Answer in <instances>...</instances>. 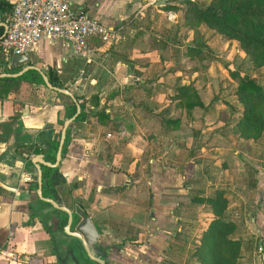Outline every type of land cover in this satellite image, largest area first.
<instances>
[{
  "label": "crops",
  "instance_id": "1",
  "mask_svg": "<svg viewBox=\"0 0 264 264\" xmlns=\"http://www.w3.org/2000/svg\"><path fill=\"white\" fill-rule=\"evenodd\" d=\"M159 1L72 0L118 36L110 44L95 40L99 45L94 59L82 60L80 74L74 73V66L81 59L60 39L42 37L28 55L30 62L44 71L53 67L73 94L85 98L86 115L70 122L67 147L57 165L66 180L58 197L72 210L80 204L91 218L98 230L91 247L94 253H103L106 264H181L171 254L184 245L172 241L182 235V220L192 208L186 180L194 175L193 167L200 172L198 163L204 161L205 154L199 152L192 156L187 152L184 159L169 158H176L177 152L170 153L176 136L169 138L171 146L161 150L163 154L157 152L154 138L158 136L147 130L156 113H144L142 108L150 110L152 99L162 101L166 95L167 85L159 86L150 78L158 75V82L163 79L165 70L155 46L166 45L167 28L160 36L163 40L153 39L152 46L146 38L158 37L157 17H163L166 26L183 25L181 11ZM144 6L145 15L140 19L138 11ZM168 12L173 17L167 18ZM127 31L129 34H124ZM96 63L100 67L91 69ZM159 64L160 71L154 75ZM26 83L33 85L35 93L24 88ZM129 90L137 94H127ZM172 95H168L167 105L175 102ZM70 102L69 95L29 81H22L17 90L0 98V264H94L80 254L81 244L56 226L60 215L49 206L37 204L36 191L30 185L35 167L28 168L26 152L16 145L20 139L26 144L28 136L43 129L57 136ZM195 106L192 112L180 107L181 116L194 120ZM99 111L106 115L99 117ZM172 130L167 127V136ZM256 167L251 186L258 205L247 213L250 223L245 228L252 258L248 264H264V166ZM44 219L51 224L49 229ZM58 238L71 242L60 246Z\"/></svg>",
  "mask_w": 264,
  "mask_h": 264
},
{
  "label": "rangeland",
  "instance_id": "2",
  "mask_svg": "<svg viewBox=\"0 0 264 264\" xmlns=\"http://www.w3.org/2000/svg\"><path fill=\"white\" fill-rule=\"evenodd\" d=\"M197 1L204 4L208 0ZM143 20L145 21V19ZM156 25L155 32L159 35L158 37L149 35L146 38L147 44L152 46L153 39L155 42L162 41L160 36L166 34L164 28H167V43L165 42L166 45L163 47L155 46L161 56L162 68L159 64L152 73L155 75L160 71V68L165 71L160 82L156 80L158 75L151 76L153 78L150 80L155 81L159 86L167 85V88H165L166 95L162 101L156 100L157 97L153 96L156 101L152 99L150 110L142 106V109H145L144 113L150 111L156 113L155 116L153 115L155 120L151 119V126L147 130L158 136L154 138V144L157 152L161 154H163L161 150H167L171 146L169 138L176 136L171 146L173 149L170 151L172 154L177 152L176 158L172 155L168 156L169 158L179 160L183 157L184 159L187 152L189 153V150L195 145L200 143L203 146L195 149V153L205 154L203 155L204 161L198 163L200 172L198 173L193 167L192 174L194 175L187 178V194L207 196L215 189H225L224 196L227 199V205L224 215L235 224L228 236L239 239L240 242L236 264H248L252 258L246 247L249 234L245 228L250 223L247 213L258 205V201L255 199V190L252 191L254 187L251 185L258 171L256 165L264 166V131L258 132L250 129L248 130L250 131L249 136L239 135L235 123L241 114L242 105L235 93L238 77L232 73L239 71L241 75L249 74L264 85V65H256L237 39L225 38L205 23H195L191 26L171 23L166 26L165 19L157 17ZM124 34L129 33L127 31ZM195 45L200 48L199 52L189 55L187 46ZM82 65L81 59L74 66L75 74L81 73ZM92 65L91 69L99 66L98 63ZM182 82L193 87L198 86V95L204 104L195 106L194 120L186 115L181 116L180 107L184 108V106L179 105L177 100L172 103L173 105H170L171 103L167 105L168 95L175 92L173 87ZM62 83L66 86L64 82ZM24 88L35 93L32 84L26 83ZM127 94L137 93L134 90H129ZM136 99L134 103L137 102ZM140 114H142L141 111ZM169 114L171 117L179 118L176 127L173 126V123H167L162 119L167 118ZM167 127L174 129L169 136H167ZM181 136L184 138L179 139ZM164 155L167 156V153ZM190 203L192 208L187 210L185 218L182 220V235L172 241V243L184 245L181 251H172L171 254V258L180 261L181 264H199L195 247L199 244L202 232L212 217L208 202ZM65 235L74 238L69 234ZM68 242L71 240L62 241L59 239L60 246L67 245ZM91 250L95 251L92 247ZM80 254L86 260L96 264V261L91 260L84 250ZM254 254L253 251L252 255Z\"/></svg>",
  "mask_w": 264,
  "mask_h": 264
},
{
  "label": "trees",
  "instance_id": "3",
  "mask_svg": "<svg viewBox=\"0 0 264 264\" xmlns=\"http://www.w3.org/2000/svg\"><path fill=\"white\" fill-rule=\"evenodd\" d=\"M163 4L167 8L178 9L181 11L182 24L194 25L195 23H205L208 27L221 33L225 38L237 39L241 47L247 52L256 65H264V0H208L202 4L197 0H164ZM13 3L8 0H0V19L5 20L11 14ZM3 32V26L0 25V34ZM190 55L199 52V47L187 46ZM1 71H16L18 66H11L5 62V57L0 53ZM49 81L58 86H64L53 67L45 71ZM234 76L238 77L235 93L241 102L242 111L236 121V129L241 136H249L250 129L258 132L264 131V85H262L254 76L249 74H239V71H233ZM22 81L41 82L44 80L35 69H29L18 76H0V98L9 91H15L19 88ZM46 85V84H45ZM71 102L65 106L63 120L76 112L77 103L80 104V111L74 120H81L85 117V98L80 99V95L73 94ZM178 104L184 106L186 111L190 112L195 105H204L198 95V91L190 84L178 83L175 85V92L172 95ZM80 99V100H79ZM177 103V102H176ZM99 117L105 116V112H98ZM167 123H173L177 126L178 117L162 118ZM70 124L67 128L65 140L62 147V155L66 150L67 141L70 137ZM28 142L23 143V139L17 141V146L27 154V164L33 165L30 160V153L41 152L44 158L53 161L56 148L59 142V133L52 135L49 129L39 130L37 135L28 136ZM201 144L195 145L189 150V156L195 154V149ZM42 168V194L51 196L58 202L59 191L66 186L65 177L58 170L57 166L41 165ZM185 181V180H184ZM30 185L35 189L37 187V172L32 174ZM64 190V189H63ZM65 191L69 192L66 188ZM225 189H215L211 194L202 196L193 194L190 196L191 202H208L212 217L206 228L203 230L200 242L195 247V254L198 257L199 264H236V255L239 250V239L228 236V233L234 229L235 224L224 215L227 205V199L224 196ZM37 194V193H36ZM37 204L39 207H51L60 216L56 226L63 231V224L66 221L67 213L64 210L54 207L50 202L41 199L37 195ZM40 210V209H38ZM85 214V210L80 204H76L73 209L75 219H80ZM43 224L49 229L51 224L44 219ZM64 232V231H63ZM75 238V237H74ZM79 242V240L76 238ZM101 253L100 251L96 252ZM86 254V253H85ZM96 264H98L96 262Z\"/></svg>",
  "mask_w": 264,
  "mask_h": 264
},
{
  "label": "built area",
  "instance_id": "4",
  "mask_svg": "<svg viewBox=\"0 0 264 264\" xmlns=\"http://www.w3.org/2000/svg\"><path fill=\"white\" fill-rule=\"evenodd\" d=\"M144 9L138 11V18L144 17ZM171 17L172 12H168L167 18ZM42 37L64 41L84 62L94 59L99 44L118 40L117 33L72 0H15L0 38V53L5 58L13 53L29 55Z\"/></svg>",
  "mask_w": 264,
  "mask_h": 264
},
{
  "label": "water",
  "instance_id": "5",
  "mask_svg": "<svg viewBox=\"0 0 264 264\" xmlns=\"http://www.w3.org/2000/svg\"><path fill=\"white\" fill-rule=\"evenodd\" d=\"M164 1V0H162ZM0 24L3 26V32L0 34V38L4 36L6 29H7V21H1ZM5 62L11 66H19L21 65V68H19L16 71H0V76H18L22 74L23 72L29 70V69H35L39 71L41 74L44 83L59 92H62L64 94L69 95L71 98L74 96L73 92L69 90L65 86H58L54 85L49 81V78L46 74V72L42 69L41 66L30 62V58L27 54L24 53H13L11 56H8L5 58ZM80 111V104L77 103L76 105V112L72 114L71 116L65 118L62 122V126L60 128L59 132V142L56 148L55 152V158L53 161L47 160L44 158L43 153L38 152L33 154L30 157L31 162L33 163L36 172H37V187H36V193L37 195L45 200L50 202L54 207L64 210L67 213L66 221L63 224V231L66 234H69L71 236H74L77 238L86 253V255L93 261H96L98 264H106L105 257L101 255L100 253H94L91 250V245L97 241L98 238V230L94 223L92 222L91 218L87 214H83L80 219H75L73 215V210L65 203L58 202L56 199H54L51 196H45L42 194V168L41 165H50V166H57L61 157H62V147L65 140L67 128L72 120H74L77 113ZM78 242V241H77ZM78 264H85L83 261Z\"/></svg>",
  "mask_w": 264,
  "mask_h": 264
},
{
  "label": "flooded vegetation",
  "instance_id": "6",
  "mask_svg": "<svg viewBox=\"0 0 264 264\" xmlns=\"http://www.w3.org/2000/svg\"><path fill=\"white\" fill-rule=\"evenodd\" d=\"M19 68H21V65H20V66H18V69H19Z\"/></svg>",
  "mask_w": 264,
  "mask_h": 264
}]
</instances>
